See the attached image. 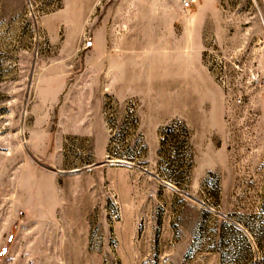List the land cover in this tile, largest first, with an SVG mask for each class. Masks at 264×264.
<instances>
[{
	"label": "rangeland",
	"instance_id": "374dc122",
	"mask_svg": "<svg viewBox=\"0 0 264 264\" xmlns=\"http://www.w3.org/2000/svg\"><path fill=\"white\" fill-rule=\"evenodd\" d=\"M0 0V264H264V0Z\"/></svg>",
	"mask_w": 264,
	"mask_h": 264
},
{
	"label": "built area",
	"instance_id": "2783aa9c",
	"mask_svg": "<svg viewBox=\"0 0 264 264\" xmlns=\"http://www.w3.org/2000/svg\"><path fill=\"white\" fill-rule=\"evenodd\" d=\"M189 3H190V0H183L182 5L183 6H188Z\"/></svg>",
	"mask_w": 264,
	"mask_h": 264
}]
</instances>
